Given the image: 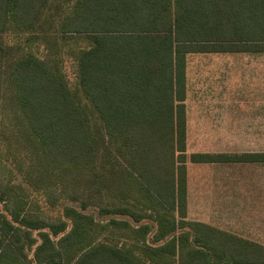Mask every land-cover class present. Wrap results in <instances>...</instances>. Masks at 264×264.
I'll return each mask as SVG.
<instances>
[{"label": "trees", "instance_id": "16d2710c", "mask_svg": "<svg viewBox=\"0 0 264 264\" xmlns=\"http://www.w3.org/2000/svg\"><path fill=\"white\" fill-rule=\"evenodd\" d=\"M47 2L0 0V35L10 29L33 32ZM60 32L90 39L79 57L78 84L105 132L130 147L120 193L126 203L102 208L97 216L84 203L65 209L69 229L64 218L49 224L19 214L4 217L0 264H27L33 229L41 238L35 264H264V244L186 219L184 103L188 53L264 51V0H76ZM7 83L19 120L31 133L28 140L47 165L94 167L97 150L88 111L59 71L28 52L15 62ZM188 157L196 163L256 162L264 155ZM153 212L156 246L147 243L151 227L143 221ZM100 213L108 223H98ZM111 229L129 231L133 241L115 244L94 237Z\"/></svg>", "mask_w": 264, "mask_h": 264}, {"label": "rangeland", "instance_id": "374dc122", "mask_svg": "<svg viewBox=\"0 0 264 264\" xmlns=\"http://www.w3.org/2000/svg\"><path fill=\"white\" fill-rule=\"evenodd\" d=\"M75 2L76 0H48L33 32L10 29L8 33L0 35V220L4 217L13 220L19 214L51 224L59 223L64 218L68 221L69 229L71 220L64 216L65 209L78 208L84 203L86 210L97 216L102 208L126 203L120 198V193L122 188H125L123 178L129 160V153L126 151H129L130 147L105 132L99 112L82 93L78 84L79 57L91 44L90 39L80 34L60 32L61 22L72 12ZM28 52L37 54L47 66L59 71L72 94L86 107L94 134V147L97 150V160L93 168H53L41 159L37 144L34 141L33 144L29 142L31 133L19 120L20 112L7 83V76L15 62ZM221 56L217 55L216 59L213 55H192L189 56L188 62L194 71L198 70L200 63H238L239 75L235 76V79L239 77L238 91H254L258 83L254 85L246 81L249 79L242 77L241 67L243 63L264 62V55L225 54L220 58ZM209 90L214 92L212 84L209 85ZM205 131L189 133L191 137L187 141L186 149L188 156L192 152L214 153L221 149L215 146L214 132ZM238 135V148L223 147L222 150L238 151L240 154L244 153L242 151L262 150L261 147L250 146L254 145V140L261 142L262 133L240 131ZM188 156L186 166L190 169L191 177L186 219L202 221L264 244V188L261 165L239 162L232 168L230 165L221 168L214 162L192 163ZM231 171L237 175L236 180L233 185H230L231 181L228 180L229 185L223 186L220 191V173ZM141 209L151 211L146 207ZM174 213L180 219L179 211L175 210ZM100 215L101 221L98 223H108V219H103L104 215ZM152 215L153 217L143 221L151 227L146 236L147 243L156 246L159 242L154 240L157 230L155 212ZM187 229L188 227H184L179 231ZM39 231L32 230L34 242L30 249L26 250L27 264H35L34 250L41 242ZM130 236L132 234L129 231L118 229L98 231L94 235L96 239L115 244L125 241L131 243L133 239Z\"/></svg>", "mask_w": 264, "mask_h": 264}, {"label": "crops", "instance_id": "0c3cea01", "mask_svg": "<svg viewBox=\"0 0 264 264\" xmlns=\"http://www.w3.org/2000/svg\"><path fill=\"white\" fill-rule=\"evenodd\" d=\"M225 54H244V56L252 54L264 55V51L195 52L187 54L186 95L184 101L186 108V143L191 137L189 134L190 132H203V130H206L214 132L213 139L215 141V146L221 148L214 153L240 154L238 151L233 152L222 149L223 147L238 148V132L240 131L257 132L262 133V140L261 142L254 140V145L250 144V146L261 147L262 150L242 152H257L264 155V62L243 63L241 67L243 68L241 72L242 77L244 79L248 78L249 80L246 81L254 83V85L258 83L254 91L245 93L239 92L237 89L239 77L235 79V76L239 75L238 63H234L233 61H231V63H200V65L197 66L198 70L194 71L188 62L189 56L192 55H213V57L218 59L217 55H222L220 57L222 58ZM210 84L214 86V92H209ZM238 164L239 162H215V165L221 168L229 165L232 168V166ZM247 164L261 165L263 169L261 178L264 188V157L262 161L247 162ZM223 174H225V176ZM190 175V169L188 170L187 167V198L189 196ZM236 176L237 175L233 171L230 173H220V191H222L221 189H223V186L229 185L227 184L228 180L231 181L230 185H233ZM247 239L251 238L247 237ZM257 242L260 241L257 240Z\"/></svg>", "mask_w": 264, "mask_h": 264}]
</instances>
